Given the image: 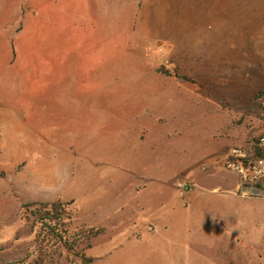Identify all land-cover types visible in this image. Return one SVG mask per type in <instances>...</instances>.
Here are the masks:
<instances>
[{
	"label": "rangeland",
	"instance_id": "1",
	"mask_svg": "<svg viewBox=\"0 0 264 264\" xmlns=\"http://www.w3.org/2000/svg\"><path fill=\"white\" fill-rule=\"evenodd\" d=\"M261 136L264 0H0V264L56 200L46 264H264L225 165Z\"/></svg>",
	"mask_w": 264,
	"mask_h": 264
},
{
	"label": "trees",
	"instance_id": "2",
	"mask_svg": "<svg viewBox=\"0 0 264 264\" xmlns=\"http://www.w3.org/2000/svg\"><path fill=\"white\" fill-rule=\"evenodd\" d=\"M258 155V154H256ZM64 203L56 200L53 203H40L28 205L31 210V214L34 217L33 226H38V232L35 233V244L39 246L36 253V259L32 264H46V258H48L49 251L41 248L54 242L60 243L65 239L67 235V225L65 223V208ZM26 209V210H28ZM66 241V239H65ZM82 264H91L92 260L84 255L81 256Z\"/></svg>",
	"mask_w": 264,
	"mask_h": 264
},
{
	"label": "built area",
	"instance_id": "3",
	"mask_svg": "<svg viewBox=\"0 0 264 264\" xmlns=\"http://www.w3.org/2000/svg\"><path fill=\"white\" fill-rule=\"evenodd\" d=\"M225 165L237 173L243 183L264 181V136L259 137L251 149H232Z\"/></svg>",
	"mask_w": 264,
	"mask_h": 264
},
{
	"label": "crops",
	"instance_id": "4",
	"mask_svg": "<svg viewBox=\"0 0 264 264\" xmlns=\"http://www.w3.org/2000/svg\"><path fill=\"white\" fill-rule=\"evenodd\" d=\"M228 205L230 208H237L239 210L237 213L242 214L249 213L250 209H261L257 215L253 216H243L242 218L233 215V218L228 219V225L232 231L242 232L246 239L253 245L259 246L260 251H264V200H233ZM250 213L252 212L250 211ZM257 257L260 258L261 254H257Z\"/></svg>",
	"mask_w": 264,
	"mask_h": 264
}]
</instances>
